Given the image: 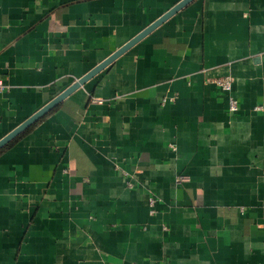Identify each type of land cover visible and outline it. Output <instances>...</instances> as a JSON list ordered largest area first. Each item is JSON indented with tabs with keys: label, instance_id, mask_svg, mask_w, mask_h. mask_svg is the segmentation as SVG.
<instances>
[{
	"label": "crops",
	"instance_id": "obj_1",
	"mask_svg": "<svg viewBox=\"0 0 264 264\" xmlns=\"http://www.w3.org/2000/svg\"><path fill=\"white\" fill-rule=\"evenodd\" d=\"M180 1L0 0V140ZM0 264H264V0L190 1L0 149Z\"/></svg>",
	"mask_w": 264,
	"mask_h": 264
},
{
	"label": "water",
	"instance_id": "obj_2",
	"mask_svg": "<svg viewBox=\"0 0 264 264\" xmlns=\"http://www.w3.org/2000/svg\"><path fill=\"white\" fill-rule=\"evenodd\" d=\"M190 1H192V0H182L179 3H177L173 8H171L169 11H167L162 17L157 19L154 23L149 25L146 29H144L142 32H140L138 35H136L133 39L128 41L125 45H123L120 49L115 51L112 55H110L107 59H105L103 62H101L99 65H97L94 69H92L86 75H84L83 77H81L77 81H75V83H73L70 87H68L66 90H64L60 95H58L56 98H54L52 101H50L47 105H45L42 109H40L32 117L27 119L25 122H23L21 125H19L16 129H14L8 135H6L4 138H2L0 140V149H2L11 140H13L15 137H17L20 133H22L24 130H26L28 127H30L32 124H34L40 118H42L46 113H48L55 106H57L62 100H64L67 96H69L73 91H75L77 88H79L80 86L85 84L91 77H93L95 74H97L99 71H101L107 65H109L112 61H114L117 57H119L121 54H123L131 46H133L135 43H137L139 40H141L144 36H146L147 34L152 32L162 22H164L166 19H168L170 16H172L174 13H176L178 10H180L182 7H184Z\"/></svg>",
	"mask_w": 264,
	"mask_h": 264
},
{
	"label": "built area",
	"instance_id": "obj_3",
	"mask_svg": "<svg viewBox=\"0 0 264 264\" xmlns=\"http://www.w3.org/2000/svg\"><path fill=\"white\" fill-rule=\"evenodd\" d=\"M216 83L224 90L230 92L233 86V78L231 76H226L224 78H218L215 80ZM3 86V82L0 81V87ZM98 102H102V99H96ZM166 101V99H164ZM229 107L232 111L237 110L239 108L238 99L234 96L229 97ZM189 177L185 175H180L177 180L178 182H186L188 181ZM149 205L151 207V213H156V199L155 197H150Z\"/></svg>",
	"mask_w": 264,
	"mask_h": 264
}]
</instances>
